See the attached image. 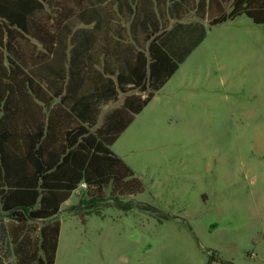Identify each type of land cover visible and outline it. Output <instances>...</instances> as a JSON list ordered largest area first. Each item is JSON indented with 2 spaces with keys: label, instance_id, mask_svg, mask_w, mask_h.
Returning a JSON list of instances; mask_svg holds the SVG:
<instances>
[{
  "label": "trees",
  "instance_id": "1",
  "mask_svg": "<svg viewBox=\"0 0 264 264\" xmlns=\"http://www.w3.org/2000/svg\"><path fill=\"white\" fill-rule=\"evenodd\" d=\"M187 3L0 0V264H55L57 215L81 184L77 212L142 189L112 146L204 38L180 21L264 25V0Z\"/></svg>",
  "mask_w": 264,
  "mask_h": 264
},
{
  "label": "rangeland",
  "instance_id": "2",
  "mask_svg": "<svg viewBox=\"0 0 264 264\" xmlns=\"http://www.w3.org/2000/svg\"><path fill=\"white\" fill-rule=\"evenodd\" d=\"M202 25L112 146L142 189L78 213L73 193L55 264H264V25Z\"/></svg>",
  "mask_w": 264,
  "mask_h": 264
},
{
  "label": "crops",
  "instance_id": "3",
  "mask_svg": "<svg viewBox=\"0 0 264 264\" xmlns=\"http://www.w3.org/2000/svg\"><path fill=\"white\" fill-rule=\"evenodd\" d=\"M197 1L198 0H185V2L187 3V4H191V6H194V5H196V3H197ZM114 9H116L115 8V6H114ZM180 23H185V24H188V23H200V20L195 16V13L194 12H191L190 13V18L188 19V20H182V21H180ZM201 23H207V20H205V21H201ZM195 32V31H194ZM191 34H193V33H191ZM38 102V101H37ZM17 103H20V105L23 107L24 105H25V102L23 101V100H19ZM33 103V102H32ZM38 103H40V102H38ZM116 105L114 104V105H112V107H115ZM33 110H39L38 109V107H34L33 108ZM19 112H21V113H24V110H23V108H21V110L19 111ZM34 112V111H33ZM39 112V111H38ZM37 111H36V114L38 113ZM86 187H87V185L85 184V183H83V184H81L80 186H79V188H77L73 193H78V194H82L83 196H82V198L84 197V195H85V192H86ZM79 189H81L82 191H80ZM84 193V194H83ZM81 198V199H82ZM70 199V198H69ZM69 199L64 203V204H66L68 201H69ZM73 212L74 213H76L77 211H75L74 210V208H73ZM78 213V212H77ZM3 219L4 220V222H7L8 221V218H7V216H6V214H4V213H2L1 212V204H0V219Z\"/></svg>",
  "mask_w": 264,
  "mask_h": 264
}]
</instances>
